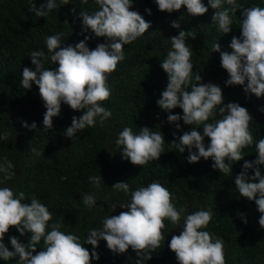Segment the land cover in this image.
Returning a JSON list of instances; mask_svg holds the SVG:
<instances>
[{"label":"trees","instance_id":"16d2710c","mask_svg":"<svg viewBox=\"0 0 264 264\" xmlns=\"http://www.w3.org/2000/svg\"><path fill=\"white\" fill-rule=\"evenodd\" d=\"M46 2L0 0V133H10L6 141L0 140V163H4L6 157L11 161L14 173L7 181L0 173V187H9L14 193L25 192L29 198L22 203L30 204V197L35 195L52 213L47 231L51 230L53 223L63 220L60 230L79 236L80 242L91 252L93 246L86 244L89 230L100 229L104 218L127 211L120 205L130 202L131 191L158 181L172 193V202L177 210L183 208L184 212L177 225L165 219L164 239L160 247L151 253L150 260L145 258L141 264H179L168 243L173 235L182 231L185 217L201 209L212 212L209 225L201 230L209 231L214 239L223 240L225 264H264V229L258 222L262 214L257 210L255 201L239 195L234 183L235 176L243 171L244 162H254L258 158L255 145L264 138V112L258 109L264 106V97L249 96L244 92L243 85H226L229 74L221 66L220 52L212 51L216 42L221 45V51H233L229 45L233 36L241 35L242 10L238 9L231 16L232 30L224 34L213 24L212 17L217 10L210 7L208 0H202L208 11L198 16L188 14L186 6L168 13L160 11L155 0H133L131 10L138 11L146 21L151 22V27L137 40L124 45V59L108 76L111 95L100 103L111 111V117L103 126L97 118L94 128L78 131L72 140L66 138L64 132L71 125L72 117L82 116L84 110L74 111L61 102V113L53 117V127L45 131L43 118L47 109L34 81L30 89L21 86L23 69L35 70L29 55L39 50L49 56L44 62L46 69L59 67L50 59L45 43L48 35L61 34L62 46L75 45L86 36H91L87 41L90 49L111 41L106 37H96L90 29L83 31L79 13L86 11L94 14L98 11L99 5L95 0H87L86 3L70 0L69 4L62 6H59L60 0H56L58 7L48 12L47 17H37L29 11L30 6L39 8ZM237 3L244 7H264V0H237ZM149 8L151 15L146 11ZM174 20L178 21L180 29L171 27ZM180 30L187 31L186 46L192 52L190 62L194 66L193 83H196L195 74L200 72L202 83L211 82L222 88L225 104L239 103L253 117L249 126L253 144L241 150L243 158L232 162L233 172L227 175L212 168L214 161L211 158L188 163L187 148L183 154L174 149L171 142L194 125L180 120L181 127L177 129L174 123L168 122L169 113L157 104L168 82L167 73L160 63L172 50L170 38L177 36ZM219 107L216 108L217 115L210 117L208 123L221 118ZM171 114L182 116L183 110L176 107ZM22 121H27L29 125L36 122L37 129L30 131ZM145 126L164 135L165 153L159 160L149 161L144 166L133 165L129 159L123 158L122 150L115 141L125 127L139 134ZM198 130L203 132L202 127ZM174 132L177 136L173 135ZM204 142L208 145L210 138L204 137ZM31 148L37 149L40 154H34ZM260 169L264 174V165ZM248 174L254 175V169H249ZM91 176H102L99 189L89 181ZM117 182L129 184L127 195L112 188ZM85 193L95 194L96 206L88 208L82 203ZM242 215L247 217V224L243 222ZM11 236H17L27 244L31 233L21 235L15 227L10 228L3 242L9 250H14ZM43 247L42 239L37 245V252ZM95 250L100 259L93 258L92 264H136L140 259L131 247L124 254H114L104 240L99 241ZM18 259H0V264H17Z\"/></svg>","mask_w":264,"mask_h":264},{"label":"clouds","instance_id":"9594fccd","mask_svg":"<svg viewBox=\"0 0 264 264\" xmlns=\"http://www.w3.org/2000/svg\"><path fill=\"white\" fill-rule=\"evenodd\" d=\"M87 0H82L86 3ZM99 10L94 14L86 11L79 13L82 17L83 31L89 29L96 37H106L111 43H99L95 49L88 47L86 36L75 45L62 46L61 34L48 35L45 43L53 64L58 63L55 70L46 69L44 62L49 59L43 50L32 51L29 55L35 70L25 67L22 72L21 86L32 87V82L39 87V94L47 109L44 113L43 125L47 131L53 127V117L61 113V102L66 103L74 111L84 110L82 116H73L72 123L64 132L66 138L73 140L78 131L94 128L97 124L103 126L112 113L101 106L102 101L111 95L108 86V76L117 69L118 63L124 59V45L131 44L144 35L151 27L138 12L131 10L133 0H95ZM70 0H60V5H67ZM158 9L172 13L186 6L187 13L193 16L203 15L208 7L202 0H155ZM212 9H216L212 21L218 30L224 34L231 32L232 15L240 9L242 21L239 37L233 36L229 47L232 52L221 51V45L216 42L213 52H220L221 66L229 74L226 85H243L244 92L257 98L264 97V7L254 5L244 7L237 0H208ZM227 5V6H225ZM56 0H47L39 8L30 6L29 11L37 17H47L48 12L57 8ZM75 12V9H72ZM149 15L151 9H146ZM171 27L180 29L178 21H172ZM187 31L180 30L177 36L170 38L172 50L161 60L160 66L167 73V87L157 100L160 109L167 111V120L174 123L177 129L183 120L185 124L194 125L183 135H173L177 139L171 143L174 149L183 154L188 150V163H197L201 158H211L212 168L227 175L232 170V162L240 161L241 150L253 144V136L249 130L252 115L247 108L236 102L224 103L222 88L214 83H202L200 72L195 74L193 83V64L190 62L191 50L186 46ZM195 37V36H192ZM191 90H187L188 88ZM217 106L220 119L208 123L214 118ZM180 107L183 115L171 114V110ZM259 111L264 112V106ZM30 131L37 129L36 122L31 125L22 121ZM203 128V132L199 128ZM9 132L0 133V140L6 141ZM204 137L210 138L205 145ZM122 150L124 159H129L133 165L144 166L149 161L159 160L164 152V135L151 131L147 126L134 134L132 128L125 127L115 141ZM258 158L245 161L243 171L235 176V186L241 197L255 201L257 210L262 214L259 225L264 229V174L260 166L264 165V138L255 145ZM198 151H195V150ZM31 151L39 155L35 148ZM226 160L228 162H226ZM11 161L4 158L0 163V173L3 180L12 179ZM254 169V175L249 176L248 170ZM102 176H91L89 181L100 188ZM258 181V182H257ZM112 188L126 195L130 186L127 182H117ZM29 197L25 192L14 193L9 187H0V259L8 261L18 257L17 264H92L93 258L100 259L95 250L99 241L107 242V248L114 254H124L129 247L136 252L141 264L145 258L151 259V253L161 245L164 239L162 230L165 219L177 225L184 209L177 210L172 202V193L158 181L148 186H140L131 191L130 202L121 204L128 209L119 215L104 218L102 228L90 229L86 244L93 246L90 252L80 242V237L72 233H64L63 220L51 225L47 231L52 213L47 206L32 195L31 203H22ZM82 203L88 208L97 205L94 193L82 195ZM212 220L211 210H197L188 214L179 235H173L168 247L175 253L179 264H225L224 242L221 238H213L207 228ZM245 224L247 217L242 215ZM15 227L21 235L31 233L27 244L19 237L11 236L10 242L14 250L5 245L4 237L10 228ZM43 239V250L37 252V245Z\"/></svg>","mask_w":264,"mask_h":264}]
</instances>
